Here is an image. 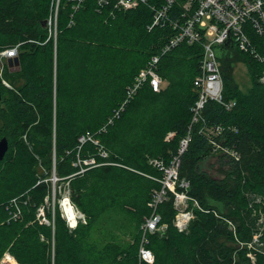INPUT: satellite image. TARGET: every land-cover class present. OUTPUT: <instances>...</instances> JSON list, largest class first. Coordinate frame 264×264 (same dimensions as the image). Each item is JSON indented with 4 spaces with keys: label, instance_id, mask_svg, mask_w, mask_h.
Returning a JSON list of instances; mask_svg holds the SVG:
<instances>
[{
    "label": "trees",
    "instance_id": "1",
    "mask_svg": "<svg viewBox=\"0 0 264 264\" xmlns=\"http://www.w3.org/2000/svg\"><path fill=\"white\" fill-rule=\"evenodd\" d=\"M50 2L0 0V50L23 43L19 66L4 73L12 90L0 81V139L8 141L0 165H12L6 185L16 197L26 193L27 199L16 221L8 222L0 204V264H9L1 261L5 252L15 264H139L141 220L149 216L146 205L151 192L161 189L163 176L150 162L168 166L189 130L178 176L189 183L188 196L208 213L194 210L187 234L178 233L168 192L156 211L166 229L146 235V248L154 255V264H249L246 249L238 251L232 233L215 214L232 220L243 240L254 232L248 198L251 193L264 198V39L251 36L261 61L230 45L216 49L223 98L235 105L227 111L210 101L202 117L208 125L228 128L226 144L240 156L234 162L215 152L199 134L201 122L191 125L200 46L180 45L162 57L157 72L166 86L154 93L143 85L119 111L127 87L163 46L168 29L148 31L152 12L143 5L123 12L112 6L98 9L96 0H86L74 11V0H61L53 81L52 41L43 46L27 43L47 38L41 22L47 20ZM238 63L247 68L250 83L245 91L234 80ZM169 103L173 113L165 110L156 117ZM170 131L172 139L164 142ZM86 133L98 144L87 141L80 146L78 138ZM52 146L66 155L69 165L59 167V178L70 177L71 202L86 221L72 231L58 212L53 231L35 216L49 192V182L40 179L47 172L38 176L35 154L50 156ZM100 147L108 153L106 159L99 156ZM77 155L129 170L104 165L75 175L78 169L72 163ZM8 195L0 193V200Z\"/></svg>",
    "mask_w": 264,
    "mask_h": 264
},
{
    "label": "built area",
    "instance_id": "2",
    "mask_svg": "<svg viewBox=\"0 0 264 264\" xmlns=\"http://www.w3.org/2000/svg\"><path fill=\"white\" fill-rule=\"evenodd\" d=\"M86 0H74L73 10L76 11ZM98 9L112 6L115 11H130L143 5L152 12V20L148 25V31L154 28H167L169 37L159 49L150 56L144 67L139 70L133 82L126 89V99L122 103L119 111L136 95V93L147 84L152 92L158 93L162 89L163 80L157 72V66L162 57L179 47L180 45H198L201 48V59L199 72L193 79V90L196 93V100L191 107V125L201 122L199 134L204 136L208 144L215 152L238 162L240 156L238 152L226 144V127L221 125H208L204 122L202 112L208 102H214L225 110L229 111L234 105L233 101H225L223 98V80L221 76V65L216 56V49L225 45L235 47L239 52L261 61L255 45L252 43L251 36L255 35L264 39V0H96ZM59 0L56 1L58 5ZM50 16L47 19L48 30L55 28V21ZM47 42V41H46ZM45 44V43H44ZM19 45L4 49L0 52L1 69L8 59L18 57ZM264 79L262 78L261 81ZM2 84L9 88L4 81ZM116 112L115 116L118 115ZM111 120L109 121V123ZM104 131V129H102ZM190 130L185 138L180 141L178 155L173 157L170 164L165 166L161 162L151 161L161 173L162 179L159 181L161 189L154 192L148 206L153 210L152 214L145 219L141 226L142 240L138 249L139 264H153L154 256L146 248V235L163 231L161 229V218L156 212L157 207L165 200L167 193L173 196V210L175 217L173 225L177 232L183 233L187 230L189 222L193 219V211L203 210L196 200L188 196L187 190L189 183L179 180L178 172L180 166V156L185 151L190 141ZM87 141L98 144L89 133L78 138L81 145ZM103 155V154H102ZM104 157V155H103ZM87 161V162H86ZM86 163H94V159H87ZM81 170L76 175L83 174ZM180 189V190H178ZM67 203L68 199L64 200ZM63 201V202H64ZM62 202V207H63ZM70 204V202H69ZM71 205V204H70ZM72 209L74 207L71 205ZM40 207L38 216L43 214ZM64 208V207H63ZM65 210V209H64ZM75 211V209H74ZM67 215L70 227L76 225V219L81 218L80 212L75 211L77 217ZM20 212L9 211L8 222L16 221ZM218 218L220 215L215 214ZM45 225L51 226L53 221L40 219ZM73 221V222H72ZM263 235V232H262ZM8 263V262H6Z\"/></svg>",
    "mask_w": 264,
    "mask_h": 264
},
{
    "label": "rangeland",
    "instance_id": "3",
    "mask_svg": "<svg viewBox=\"0 0 264 264\" xmlns=\"http://www.w3.org/2000/svg\"><path fill=\"white\" fill-rule=\"evenodd\" d=\"M56 1L57 0H51L50 2V6H49V11H48V17L47 19L51 16L54 22L55 20V28H54V24H53V28H51V31H47V38L45 39L44 42H39V41H33V40H29L27 43H32L35 44L37 46H43L44 43L48 40L52 41V46H53V57H52V68H53V81H54V73H55V54H56V41H57V23H58V15H59V10H60V4H61V0H59L58 5H56ZM98 12V11H97ZM100 13V12H98ZM70 25L72 26V22H70ZM23 43H17L15 45H19V47L22 45ZM3 49L0 50V52ZM2 65L0 64V81L2 83V81H4L7 85H9V88L5 87L6 89L12 90V86L5 80L4 78V73L5 71H9L11 68L7 67V63L5 62V64L3 65V68L1 69ZM234 80L235 82L240 86L242 91H245L248 89L249 87V76L247 74V68L241 64L238 63L237 68L235 69L234 72ZM3 85V84H2ZM166 86V82L165 84L163 83L162 87ZM139 100H133L131 103L134 102V105L138 102ZM174 108V105L172 106V103H169L167 105V108L165 107L164 109H160L161 111L158 112L156 114V117H158V115L165 111L169 112L170 110L172 111V109ZM173 113V111H172ZM171 113V114H172ZM155 117V116H154ZM155 117V118H156ZM173 135H172V131L168 132L164 137H163V141L164 142H168L170 139H172ZM22 139L25 143H27L28 139L26 137V135L22 136ZM54 146V145H53ZM51 147L50 156H42V155H36L35 154V160L37 162V174L39 177H41V175L43 174H47L44 177H41L40 179H42L41 181L44 182H49V192L46 195V197L44 198V203L43 205L39 206L36 209V220H38L40 223H42L40 221V219L42 220V218H45L48 220V218L50 219V221H53V224L50 226L52 231L54 229V223H55V216L58 212L60 218L63 220L65 226L67 227V229L69 231L74 230L79 223L81 224H86L84 215H82L81 218L76 219V225L72 228L69 226L68 221H67V215L65 213V205L68 207L69 210L72 211V213H68L67 210V214L69 216L72 217H77L74 216L75 215V211L79 210L73 205V203L71 202L70 199V190H69V186H68V179L70 177H64V178H59V167L60 166H65V168L67 169L68 167V163H67V158L66 155L63 154H59L58 152H56L55 147ZM14 151L11 152V156L9 161L12 160ZM99 156L101 158H107L108 157V153L106 151H104L101 147L99 148V152H98ZM104 157H103V155ZM76 161L72 163V167H77L78 172H80L81 170H84L83 174L90 170V169H94L97 167H101L104 165H117L122 167L123 169L129 170V167H126L124 165H118V163H102V162H97L94 159V163H86L87 159H81V157H79L78 155L76 156ZM86 161V162H85ZM149 161V159H148ZM131 169V168H130ZM49 171V172H48ZM76 172V174L78 173ZM132 172V171H131ZM11 174L12 173V165L11 164H4V165H0V193L2 194H8L9 195L5 198V199H1L0 200V204H2V206L5 208V211L8 213L9 211H16L19 210L20 215H19V219L22 215V208L27 204V199L24 198L25 194H21L19 196L16 197L15 191H13L9 185H6L7 183L5 182V177L6 174ZM43 173V174H42ZM62 173V172H61ZM140 175L142 176H146L143 173L138 172ZM75 174V175H76ZM82 173L79 176L83 175ZM39 183V182H38ZM157 192V191H156ZM154 195V190L151 192L150 198H153ZM68 199V201L70 202V204L74 207V209H72V207H70L71 205L69 204V202L67 203L66 200ZM250 199V201H248L250 207L248 208V213H250V219H251V226L254 230V232L252 233L251 237L249 239H245L243 240L241 237L242 230H238L237 227L235 226V223L232 222V220L227 219L226 217H221L218 218L217 216V220L222 221L226 226H227V230L229 232L232 233L231 237L232 240L234 241V243L236 245H238V251L243 250L242 248H245V258H247L246 263L249 264H264V236L262 235V232L264 234V198L260 195H256L254 193H251L250 197L248 198ZM64 201V202H63ZM62 202H63V207H62ZM254 205V207L251 205ZM149 203H147V207L150 210L148 215L150 216L153 212V210L148 206ZM173 204V203H172ZM45 207L43 209V214L41 216H38L39 213V209L40 207ZM65 209V210H64ZM148 216V217H149ZM174 217H175V211H174ZM147 218L144 217L141 222L143 224V222L145 221V219ZM9 219V216H8ZM72 220V218H70ZM174 220V218H173ZM194 220V212H193V219L189 222L188 227L190 225V223ZM7 221V219H6ZM73 222V221H72ZM44 224V223H42ZM141 224V226H142ZM173 224V221H172ZM45 225V224H44ZM49 226V225H46ZM141 226H140V231H141ZM161 229L163 228L164 230L166 229V224H161ZM174 227V225H173ZM188 227L187 230L184 231L181 234H187L188 231ZM175 228V227H174ZM163 231H160V233H163ZM177 230V229H176ZM180 233V232H178ZM141 235H142V231H141ZM141 240H142V236H141ZM140 240V242H141ZM139 242V245H140ZM148 244V242H147ZM146 244V245H147ZM154 256V255H153ZM232 257L234 259H236L235 257V253L232 254ZM240 259H244L242 256L240 257ZM2 262H8L9 264H15V261L13 260V258L11 256H9L6 252L3 254ZM154 261H155V257H154ZM154 264V263H153ZM230 264H235V261H233Z\"/></svg>",
    "mask_w": 264,
    "mask_h": 264
},
{
    "label": "water",
    "instance_id": "4",
    "mask_svg": "<svg viewBox=\"0 0 264 264\" xmlns=\"http://www.w3.org/2000/svg\"><path fill=\"white\" fill-rule=\"evenodd\" d=\"M41 28L43 31L48 30L47 20H44L41 22ZM217 55L219 56V54H216V56ZM18 66H19L18 57L7 60V67L8 68H14V67H18ZM0 102H1V93H0ZM7 151H8V141L5 137H2L0 139V162L4 159V156L7 153Z\"/></svg>",
    "mask_w": 264,
    "mask_h": 264
},
{
    "label": "bare ground",
    "instance_id": "5",
    "mask_svg": "<svg viewBox=\"0 0 264 264\" xmlns=\"http://www.w3.org/2000/svg\"><path fill=\"white\" fill-rule=\"evenodd\" d=\"M65 208H66V210H67L68 213H72V211L69 210L68 207H67L66 205H65ZM70 218H72V216H70Z\"/></svg>",
    "mask_w": 264,
    "mask_h": 264
}]
</instances>
